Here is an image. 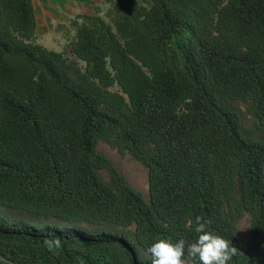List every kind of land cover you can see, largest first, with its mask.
<instances>
[{"label":"trees","instance_id":"trees-1","mask_svg":"<svg viewBox=\"0 0 264 264\" xmlns=\"http://www.w3.org/2000/svg\"><path fill=\"white\" fill-rule=\"evenodd\" d=\"M104 1L55 51L31 0H0V264H151L199 215L264 264V0Z\"/></svg>","mask_w":264,"mask_h":264},{"label":"clouds","instance_id":"clouds-1","mask_svg":"<svg viewBox=\"0 0 264 264\" xmlns=\"http://www.w3.org/2000/svg\"><path fill=\"white\" fill-rule=\"evenodd\" d=\"M211 224V219L196 216L192 228L197 236L191 242L184 238L157 239L146 248L151 264H229L238 250L230 239L215 232ZM56 243L59 244V240Z\"/></svg>","mask_w":264,"mask_h":264},{"label":"crops","instance_id":"crops-1","mask_svg":"<svg viewBox=\"0 0 264 264\" xmlns=\"http://www.w3.org/2000/svg\"><path fill=\"white\" fill-rule=\"evenodd\" d=\"M35 17L36 42L61 51L73 35L70 19L82 14L104 15V0H31Z\"/></svg>","mask_w":264,"mask_h":264},{"label":"rangeland","instance_id":"rangeland-1","mask_svg":"<svg viewBox=\"0 0 264 264\" xmlns=\"http://www.w3.org/2000/svg\"><path fill=\"white\" fill-rule=\"evenodd\" d=\"M113 89H116V87ZM245 123L246 125L250 123L247 117L245 118ZM97 150L111 160L132 187L139 190L145 197L148 196V172L140 162L134 160L127 153H119L115 148L105 142H99ZM248 227L249 218L246 215L239 223L238 245L241 249L245 247Z\"/></svg>","mask_w":264,"mask_h":264}]
</instances>
